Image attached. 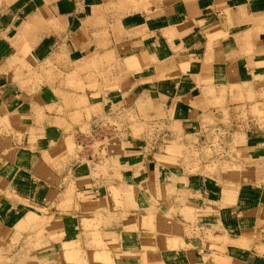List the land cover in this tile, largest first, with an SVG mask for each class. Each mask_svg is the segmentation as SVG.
<instances>
[{"label": "crops", "instance_id": "obj_1", "mask_svg": "<svg viewBox=\"0 0 264 264\" xmlns=\"http://www.w3.org/2000/svg\"><path fill=\"white\" fill-rule=\"evenodd\" d=\"M118 4L0 0V246L35 214L36 264H264V0ZM219 127L237 174L188 153Z\"/></svg>", "mask_w": 264, "mask_h": 264}, {"label": "rangeland", "instance_id": "obj_2", "mask_svg": "<svg viewBox=\"0 0 264 264\" xmlns=\"http://www.w3.org/2000/svg\"><path fill=\"white\" fill-rule=\"evenodd\" d=\"M147 1L148 0H116V2L119 4L118 6L114 7L117 9L126 10V8L128 9L130 7L131 3L134 6L135 4L137 6L139 3ZM79 74L80 73H78V71L73 73V78L71 79L72 81L69 82V85L76 90L83 92L86 87L83 86V81L81 78H79ZM92 77L94 79L95 75H92ZM87 87L89 88V86ZM99 120L100 119L96 118L92 121H87V123L77 125L75 129H71V135L68 140L69 145L74 147L78 152H80V154L91 153L89 157H99L100 155L103 157L104 152L100 154V148L102 144L108 142L109 140L106 137L100 138L99 131L101 128V122ZM108 121L111 122V124L108 125L114 126L116 124H114L113 120L111 119H108ZM224 121H226V119ZM210 123H213L212 120H210ZM141 125L142 124L138 125L139 131L142 130ZM143 125L145 126V124ZM117 128L118 130L116 132L121 130L120 125ZM218 131L219 132L212 130V132L208 135V142L210 143L206 145L203 150H192L188 153L193 156L202 155L205 158L207 157L213 160L212 166L206 167L207 171L211 173L221 172L224 175L237 174L238 167L236 165V161L233 160V156L230 151V146L234 141H231V139L229 140L224 136L225 132L223 131L222 127H219ZM193 140L195 142L197 141L194 138ZM211 144H213V146ZM183 153H185V151L179 152V155H182ZM84 158H86V156ZM105 163L108 165L107 162ZM47 221V218L44 216L28 214L26 218L22 220L21 226H17L16 235L10 242V245L5 247L0 246V264H36L34 260L36 253L45 248L41 241L44 232L46 231L45 227ZM20 231H24L28 234L22 241L19 240ZM94 243H96L95 240ZM64 249V260L67 264H85L82 258V253L78 250H75L73 245L67 244ZM97 258L102 260V262L107 263V260L103 255L97 256ZM219 261L221 263L225 262V260L222 258H219Z\"/></svg>", "mask_w": 264, "mask_h": 264}]
</instances>
